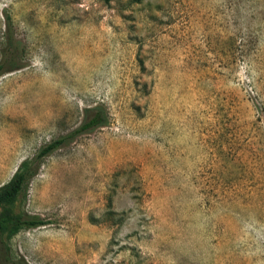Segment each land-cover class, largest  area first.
Masks as SVG:
<instances>
[{"label":"rangeland","instance_id":"374dc122","mask_svg":"<svg viewBox=\"0 0 264 264\" xmlns=\"http://www.w3.org/2000/svg\"><path fill=\"white\" fill-rule=\"evenodd\" d=\"M0 187L39 161L4 240L26 264H264V0H0Z\"/></svg>","mask_w":264,"mask_h":264},{"label":"trees","instance_id":"16d2710c","mask_svg":"<svg viewBox=\"0 0 264 264\" xmlns=\"http://www.w3.org/2000/svg\"><path fill=\"white\" fill-rule=\"evenodd\" d=\"M3 36L4 43L0 49V76L23 67V48L21 43L13 37L11 24L7 17ZM107 123L108 116L101 105L84 109L82 120L76 128L39 148L31 159L21 161L8 183L0 187V264H26L23 258L11 252L10 248L4 244V240L21 230L34 229L45 224V221L38 216L25 213L14 214L10 208L19 195L25 194L28 182L37 173L39 161L72 142L76 137L104 127Z\"/></svg>","mask_w":264,"mask_h":264}]
</instances>
